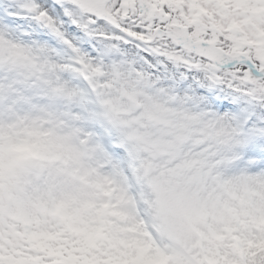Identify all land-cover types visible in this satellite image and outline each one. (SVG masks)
I'll return each mask as SVG.
<instances>
[{
    "label": "snow or ice",
    "instance_id": "6c2138e0",
    "mask_svg": "<svg viewBox=\"0 0 264 264\" xmlns=\"http://www.w3.org/2000/svg\"><path fill=\"white\" fill-rule=\"evenodd\" d=\"M0 264H264V0H0Z\"/></svg>",
    "mask_w": 264,
    "mask_h": 264
}]
</instances>
